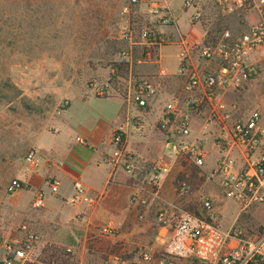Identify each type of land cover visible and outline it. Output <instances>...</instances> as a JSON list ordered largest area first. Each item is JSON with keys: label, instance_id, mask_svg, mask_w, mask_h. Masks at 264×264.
<instances>
[{"label": "built area", "instance_id": "2783aa9c", "mask_svg": "<svg viewBox=\"0 0 264 264\" xmlns=\"http://www.w3.org/2000/svg\"><path fill=\"white\" fill-rule=\"evenodd\" d=\"M174 0H130L133 5L147 4L154 26H171L176 21L172 8ZM224 14L257 10L261 18L250 29L235 35L224 30L214 39L191 40L182 36L179 41L178 76L182 79L180 92L171 96L162 109L159 121L161 140L169 149L171 162L157 161L149 174L148 194L157 200L154 213L156 222L165 230L162 260H190L193 264H258L264 262V224L262 228L233 226L222 228L221 210L218 204L225 199L236 206L235 224L249 222L256 213L264 214V112L251 111L245 117H237L235 104L225 102V97L238 91L256 75L257 57L264 53V0H215ZM183 10L193 8L190 24H199L203 12L195 6V0H183ZM131 45L140 43L144 55L142 62L152 63L157 47L162 43L156 38L154 28H145L141 41H133V32L121 34ZM132 55L123 52L119 62H129ZM107 85L98 89L105 96ZM129 96L139 108H146L159 94L152 79L137 78L129 85ZM70 101L63 99L58 114H65ZM200 120V124H199ZM199 124V126H197ZM127 125L120 124L113 134L114 150L102 158V163L125 174H134L138 158L126 147ZM77 141L88 145L78 137ZM26 165L37 170L40 165L38 151L30 149L24 158ZM180 161L201 170L205 182L212 183L220 195L205 194L201 197L199 215L181 209L162 197V183ZM50 193L60 192L61 181H48ZM22 180L13 179L7 192L15 194L24 189ZM178 196L191 192L188 176L176 182ZM224 198V199H223ZM138 196L131 197L137 204ZM224 200V201H225ZM141 201V200H139ZM73 206L93 205L95 199L80 180L73 183L69 199ZM139 204H147L142 199ZM35 208L44 206V194L38 191L33 200ZM221 212V213H220ZM116 223L109 221L100 229L103 236H112ZM41 243V236L29 223H22L9 232H0V264H34V253ZM143 263H154L155 257L148 251L140 253ZM104 264H128L119 257H110Z\"/></svg>", "mask_w": 264, "mask_h": 264}, {"label": "rangeland", "instance_id": "374dc122", "mask_svg": "<svg viewBox=\"0 0 264 264\" xmlns=\"http://www.w3.org/2000/svg\"><path fill=\"white\" fill-rule=\"evenodd\" d=\"M195 6L203 12L197 30V34L203 33L202 40L209 29L216 27L215 22H219L217 27L221 29L215 36L224 30L238 35L261 18L255 9L224 14L217 8L215 0H195ZM192 11L193 8L188 9L179 18L181 36L186 37L192 30L189 22ZM151 22L153 18L148 13V5H133L130 0H0V232H9L30 222L22 211L15 209L16 203L23 200L24 190L10 194L7 187L29 168L24 161L26 153L32 148L39 151L40 146H44L41 141L57 133V125L64 115L58 114L60 101H70L77 94L86 97L92 93L103 97L98 94V89L105 85L108 86V97L118 91L127 94L126 89L135 80V73H139L138 68L133 67L131 73L129 63H116V60L124 51L132 55L133 60L134 57L142 58L144 53L139 50L140 46L138 53L136 49L132 51L130 43L123 40L121 34L131 30L133 41L140 42L142 30ZM154 30L157 40L163 44L170 45L179 40L177 32L170 26H156ZM176 51L177 46L171 45L164 48L163 53L174 59ZM263 57L262 52L256 59ZM257 67L251 80L225 97L226 103L237 106V117H245L255 109L264 112L263 59ZM173 81L177 85V81ZM73 106H77L76 103ZM92 106L93 115H97L95 110L112 114L115 108L113 100H98ZM157 144L160 146L159 161L171 162L169 149L158 140ZM185 176L192 185L191 192L178 196L176 182ZM139 177L148 182L150 174L145 172ZM165 184L162 183V197L169 202L175 200L173 203L187 211L198 210L205 194L220 195L216 185L204 181L201 170L182 161ZM224 200L217 205L218 209L224 210V216L220 218L222 228H262V212L256 213L258 218L253 217L247 223H233L237 208ZM72 240L71 237L64 241ZM140 256L139 252L131 255L130 264H156L159 260L143 263ZM34 259V264L80 263L76 251L57 246L46 236L37 247ZM164 264L177 263L166 259Z\"/></svg>", "mask_w": 264, "mask_h": 264}, {"label": "crops", "instance_id": "0c3cea01", "mask_svg": "<svg viewBox=\"0 0 264 264\" xmlns=\"http://www.w3.org/2000/svg\"><path fill=\"white\" fill-rule=\"evenodd\" d=\"M182 2L174 0L171 4L176 21L170 27L177 32L178 42L170 45L161 43L152 63L142 62L140 57H134L133 60V56L127 62L131 73L134 71L133 67L138 68L139 73H135V79L149 78L157 85L159 94L149 106L139 108L131 102L128 87L127 94L118 91L116 95L109 97H99L92 93L86 97L83 94L73 96L69 109L57 125V133L41 141L44 144L38 151L41 166L37 170L27 168L16 177L26 187L23 189V200L16 203L15 209L24 213L41 240L45 236L50 237L55 245L76 251L80 256L79 264H104L113 256L130 264L132 260L129 257L143 251L152 253L155 260L159 259L158 262L162 260L165 230L160 228L155 219L157 200L148 194V185L144 183L146 180H141L139 176L145 172L149 174L152 166L159 160L160 146L157 140L163 143L158 129L162 109L164 103L180 92L182 87V79L178 76L179 41L183 34L178 21L186 12L182 8ZM199 28V24L193 25L190 33L186 34L187 37L191 40L202 39L203 33L197 34ZM171 45L178 48L175 60L171 55L163 53L164 48ZM138 46L144 52V49L141 50L144 45L130 44L132 51L136 49L137 52ZM173 79L177 81V85ZM98 100H113L114 112L111 114L95 110L97 115H93L92 105ZM75 103L77 106H73ZM120 124L127 125L126 147L139 160L132 175L102 163L103 156L110 154L115 148L112 138ZM78 137L88 145L78 142ZM172 173L173 170L164 179L165 186ZM54 178L61 181L57 195H52L49 189L48 181ZM75 180H80L95 199L93 205L73 206L69 203ZM38 191L44 194L42 208L33 206ZM135 195L141 201L144 199L147 204L141 205L138 200L137 204L132 205L131 197ZM221 212L224 216L223 208ZM109 221L116 223L115 233L103 236L100 229ZM234 221L235 218L233 223ZM71 237L72 241H64ZM171 260L177 264H193L190 260Z\"/></svg>", "mask_w": 264, "mask_h": 264}, {"label": "trees", "instance_id": "16d2710c", "mask_svg": "<svg viewBox=\"0 0 264 264\" xmlns=\"http://www.w3.org/2000/svg\"><path fill=\"white\" fill-rule=\"evenodd\" d=\"M215 23H217V25L219 24V22H215ZM217 25H216V27H214L213 29H209V30H208V32H207V34H206L205 41H209V40H211L212 38H214L215 35L217 34V32H219V31L221 30V29H219L220 27H217ZM147 27H148V28H154L155 26H154L153 22H151V24H149ZM156 39H158V38H156ZM124 52H125V51H124ZM143 53H145V51H144ZM117 59H118V58H117ZM117 62H119V61L116 60V63H117ZM256 70H258V69H256ZM253 77H254V76H253ZM253 77H252V78H253ZM103 97H108V95H105V96H103ZM23 186H24V188L26 187L25 184H23ZM195 213L199 215V211H198V210H196ZM258 264H264V262H260V263H258Z\"/></svg>", "mask_w": 264, "mask_h": 264}]
</instances>
